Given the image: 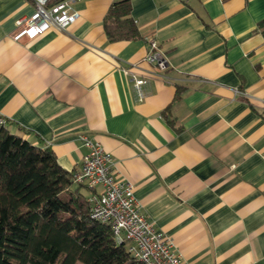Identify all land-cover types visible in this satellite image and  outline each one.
<instances>
[{"label": "crops", "instance_id": "0c3cea01", "mask_svg": "<svg viewBox=\"0 0 264 264\" xmlns=\"http://www.w3.org/2000/svg\"><path fill=\"white\" fill-rule=\"evenodd\" d=\"M118 1L72 0L65 30L15 41L35 2L0 0L5 127L68 171L82 136L99 142L184 263L264 264V0H128L141 36L111 41ZM149 40L164 71L144 59ZM122 68L147 79L143 100Z\"/></svg>", "mask_w": 264, "mask_h": 264}, {"label": "trees", "instance_id": "16d2710c", "mask_svg": "<svg viewBox=\"0 0 264 264\" xmlns=\"http://www.w3.org/2000/svg\"><path fill=\"white\" fill-rule=\"evenodd\" d=\"M103 27L111 41L141 36L128 0L110 6ZM74 183L50 147L1 128L0 264H142L109 224L90 218L84 186Z\"/></svg>", "mask_w": 264, "mask_h": 264}, {"label": "built area", "instance_id": "2783aa9c", "mask_svg": "<svg viewBox=\"0 0 264 264\" xmlns=\"http://www.w3.org/2000/svg\"><path fill=\"white\" fill-rule=\"evenodd\" d=\"M48 1L34 0V11L27 17L16 19V27L11 34L13 40L18 41L21 37L33 39L51 28L65 30L75 21L77 13L71 7L72 0H62L51 5ZM144 59L155 68V72L166 69V61L155 40H149ZM122 70L131 78L138 100H143V86L147 79L130 73L128 68ZM235 92L248 97L240 89ZM5 123L6 118L0 114V130ZM82 141L87 152L79 168L72 171V179L87 189L90 218L109 224L116 242L124 243L128 252L142 264H188L181 261L171 238L157 230L140 212L134 196V184L115 175L111 154L99 142L85 136H82Z\"/></svg>", "mask_w": 264, "mask_h": 264}, {"label": "rangeland", "instance_id": "374dc122", "mask_svg": "<svg viewBox=\"0 0 264 264\" xmlns=\"http://www.w3.org/2000/svg\"><path fill=\"white\" fill-rule=\"evenodd\" d=\"M77 184L76 183H74V186H76ZM81 191H82V193H84V194H87V189L85 188V187H81ZM80 264V263H79Z\"/></svg>", "mask_w": 264, "mask_h": 264}]
</instances>
